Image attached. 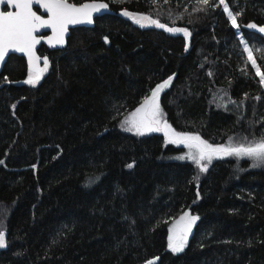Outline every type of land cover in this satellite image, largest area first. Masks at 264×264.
<instances>
[{"label":"trees","instance_id":"16d2710c","mask_svg":"<svg viewBox=\"0 0 264 264\" xmlns=\"http://www.w3.org/2000/svg\"><path fill=\"white\" fill-rule=\"evenodd\" d=\"M101 1L111 12L63 48L40 45L34 84L21 56L0 71V264H264V164L224 156L201 172L162 133L120 128L171 77L159 103L174 130L212 145L264 137V87L241 43L264 73L248 27L264 25V0H225L238 27L219 0ZM184 213L197 219L174 252Z\"/></svg>","mask_w":264,"mask_h":264},{"label":"snow or ice","instance_id":"6c2138e0","mask_svg":"<svg viewBox=\"0 0 264 264\" xmlns=\"http://www.w3.org/2000/svg\"><path fill=\"white\" fill-rule=\"evenodd\" d=\"M34 3L46 11V19L33 11ZM201 3L207 6L209 5V0H201ZM0 4L10 5L14 9V11H0V61L4 60L10 50H15L26 53L30 64L33 65L39 60V57L35 55V47L41 42L36 35L37 32L44 28H50L53 35L48 37V43L63 44L64 34L69 24L91 23L94 12L107 8L104 3L91 2L77 6L74 3H70L69 0H0ZM220 4L224 6V11L231 19L233 27H238L236 15H233L232 11L229 10L225 0H220ZM124 14L130 15L142 27L146 26V24L160 28L165 27V25L160 24L157 20H152L147 15L132 16L128 12ZM248 27L254 28L256 25L250 24ZM259 30L264 32V27ZM167 31L183 32L185 36L190 35L185 29L167 28ZM244 50L248 53V58L252 62L253 67H256V73L260 76L261 82H264V73L256 65V61L253 58V50L247 46H245ZM47 65L48 61L45 58V69ZM38 79L39 75L30 74L26 82L34 84ZM171 79L169 77L168 80L157 85L152 90L150 97H146L140 107L124 118L122 125L127 126L129 131L134 130L140 135L145 132L163 131L168 143L184 145L188 148L187 158L193 160L200 167L201 172L207 171L208 165L211 164L213 158H222L224 156L251 157L258 163L264 164V137H261L255 143H249L247 146L245 144L214 146L201 139L199 135H189L174 131L166 119L163 118L159 105V95L169 86ZM183 158L181 157V159ZM129 167H132V165H129ZM186 217H189L188 213L181 217V221H185ZM196 219L194 216L189 217L179 232L173 231V234L169 237V247L172 251L179 252L183 250L188 233L191 231L192 224ZM4 246L5 235L0 231V247ZM148 264H154V261H149Z\"/></svg>","mask_w":264,"mask_h":264},{"label":"water","instance_id":"95a60500","mask_svg":"<svg viewBox=\"0 0 264 264\" xmlns=\"http://www.w3.org/2000/svg\"><path fill=\"white\" fill-rule=\"evenodd\" d=\"M91 2L104 3V4L107 5V8L106 9H102L101 11H98V12H94L93 15H92L91 23L82 22V23H77V24H69L67 26V31L64 34V43L63 44H55V43L49 44L48 43V37L53 35L52 30L50 28L41 29L39 32L36 33L37 37L40 38L41 42L39 44H37L36 47H35V55L37 57H39V60L36 61L34 65L30 64L28 56H27L26 53L15 51V50H10L8 52V54L5 56L4 60L0 61V71H1L5 61L7 60L8 56L10 54H15V55L23 57L24 60L26 61V64H27L28 68L30 69V71L33 72L35 75H39V77H40L41 70L44 67V60L46 58V57H42V56H40L38 54V48L40 47L41 44L45 45L50 50L61 49L66 44L67 38L70 35V30L71 29L76 28V27H91V26H93L94 20H95L96 17L102 16L103 14H107V13L111 12L108 3L105 2V1H101V0H87V1H83L81 3H74V4L79 6V5L83 4V3H91ZM70 3H73V2H70ZM0 11H14V9L10 5L0 4ZM33 11L37 12V14L41 15L43 18H45V19L47 18L46 11L42 7H40L39 5H37L35 3L33 4ZM253 25H256V27H254V28L250 27V30L264 39V32H261L259 30L261 27H264V25H257V24H254V23H253ZM183 226L181 227V229L183 228ZM191 235H192V227H191V231L188 233L187 239ZM151 261H154V264H155L158 261V257L154 258Z\"/></svg>","mask_w":264,"mask_h":264},{"label":"rangeland","instance_id":"374dc122","mask_svg":"<svg viewBox=\"0 0 264 264\" xmlns=\"http://www.w3.org/2000/svg\"><path fill=\"white\" fill-rule=\"evenodd\" d=\"M220 1V0H219ZM125 13V12H124ZM128 13H130L132 16H138V15H143V14H139V13H133V12H128ZM127 16H129L130 18H131V16L130 15H127ZM132 19V18H131ZM230 19V18H229ZM134 20V19H133ZM231 20V19H230ZM232 22V21H231ZM238 33H239V31H238ZM237 33V34H238ZM238 36L241 38V36L238 34ZM241 43H242V47L245 49V46H247V44H246V42L245 41H243L242 39H241ZM248 47V46H247ZM247 53V52H246ZM247 57H248V53H247ZM249 59V58H248ZM45 72V68L43 67L42 68V70H41V74H43ZM30 74H33L32 72H30L29 73V75ZM262 85H263V87H264V82H262ZM151 92H152V90L149 92V94L147 95V97H150V95H151ZM159 97H160V95H159ZM146 98V97H145ZM144 98V99H145ZM144 99H143V101H144ZM143 101L141 102V104L138 106V107H140L141 105H142V103H143ZM159 105H160V103H159ZM137 107V108H138ZM161 108V107H160ZM162 110V109H161ZM162 113H163V111H162ZM130 115V114H129ZM128 115V116H129ZM163 118L165 119V115H164V113H163ZM124 120V119H123ZM122 120V121H123ZM122 121H121V123H120V128L122 129V130H126V131H129L128 129H127V126H123L122 125ZM168 123V122H167ZM169 124V123H168ZM170 125V124H169ZM172 128V127H171ZM173 129V128H172ZM174 130V129H173ZM174 131H176V130H174ZM130 132H133V133H135V134H137L134 130H132V131H130ZM176 132H178V131H176ZM149 133H162L163 135H164V137H165V139H166V141H167V137L165 136V134H164V132L163 131H152V132H145L144 134H149ZM178 133H183V132H178ZM184 134H189V135H197V134H192V133H184ZM202 139V138H201ZM207 142V141H206ZM175 145H177V144H175ZM178 146H181V147H183V151L180 153V154H178V155H176L175 156V159H181V157H184L183 159H188V160H191V159H189V158H187V153H188V148L186 147V146H184V145H178ZM214 146H219V145H214ZM250 160H252V164H253V166H258V165H260V163H258L257 161H255L253 158H251V157H248ZM204 163H206V162H204ZM196 166L198 167V169L200 170V167L196 164ZM185 215V213L184 214H181L179 217H177L176 219H174V220H172L171 221V223H170V226H169V237L173 234V231H176V232H179L180 231V229H181V227L186 223V221H187V219L190 217H186L185 218V221H181V217L182 216H184Z\"/></svg>","mask_w":264,"mask_h":264},{"label":"flooded vegetation","instance_id":"af4514ba","mask_svg":"<svg viewBox=\"0 0 264 264\" xmlns=\"http://www.w3.org/2000/svg\"><path fill=\"white\" fill-rule=\"evenodd\" d=\"M33 73V72H32ZM34 74V73H33ZM35 75V74H34Z\"/></svg>","mask_w":264,"mask_h":264}]
</instances>
